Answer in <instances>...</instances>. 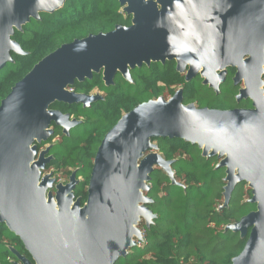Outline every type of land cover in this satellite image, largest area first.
I'll use <instances>...</instances> for the list:
<instances>
[{
  "label": "water",
  "instance_id": "water-1",
  "mask_svg": "<svg viewBox=\"0 0 264 264\" xmlns=\"http://www.w3.org/2000/svg\"><path fill=\"white\" fill-rule=\"evenodd\" d=\"M64 0H0V71L24 55L11 40L14 30L41 12L52 13ZM156 4L160 5V9ZM132 15L128 27L88 35L63 44L37 64L0 103V223L21 241L34 264H116L141 240L137 228L153 218L150 174L154 166L173 180L171 162L151 145L153 139H180L221 159L225 168L224 202L238 183H247L256 211L227 228L241 238L242 251L231 264H264V0H119ZM174 60L186 81L199 75L214 91L227 68L242 82L238 99L251 109H198L183 105L181 91L134 107L104 135L93 160L87 201L72 202L74 173L58 186L55 199L41 178L49 163L48 148L38 146L53 135V124L65 135L80 122L57 110L58 102L84 107L100 99L69 91L75 81L102 73L106 86L115 75L130 80V71L150 63ZM147 153V154H145ZM37 156V157H36ZM36 158V159H35ZM21 264H32L16 253Z\"/></svg>",
  "mask_w": 264,
  "mask_h": 264
},
{
  "label": "trees",
  "instance_id": "trees-1",
  "mask_svg": "<svg viewBox=\"0 0 264 264\" xmlns=\"http://www.w3.org/2000/svg\"><path fill=\"white\" fill-rule=\"evenodd\" d=\"M120 9L118 0H68L55 13L42 14L39 21L30 20L21 31L14 30L11 40L25 54L12 53V62L0 71V103L35 64L61 45L89 34L110 32L115 26H129L130 16L120 13ZM227 71L218 93L203 85L200 76L185 81V74L175 70L174 61L134 68L129 81L117 74L108 86L101 72L89 80L75 81L67 89L84 95L96 92L100 99L87 107L58 102L50 105L49 109L80 123L68 135L52 124V137L40 145L49 144L47 156L51 159L45 170L64 180L74 173L77 184L73 196L84 205L101 140L134 107L158 98L166 101L180 88L183 105L193 104L198 109H251L250 100L236 101L240 87L232 84L235 69ZM151 142L155 143L154 152L171 162L174 182L162 169L154 168L149 190L144 192L153 218L148 226L142 224V243L138 242L142 247L136 243L116 264H231L242 251L248 234L241 238L227 227L256 211V204L249 202L252 195L247 183H238L227 206H223L225 168H216L220 161L217 157L203 156L199 147L180 139ZM16 253L30 258L19 238L0 223V264L16 262Z\"/></svg>",
  "mask_w": 264,
  "mask_h": 264
},
{
  "label": "rangeland",
  "instance_id": "rangeland-1",
  "mask_svg": "<svg viewBox=\"0 0 264 264\" xmlns=\"http://www.w3.org/2000/svg\"><path fill=\"white\" fill-rule=\"evenodd\" d=\"M263 69H264V67H263ZM263 74H264V71H263ZM263 76V75H262ZM240 88H243V84L241 85V87ZM179 89V88H178ZM260 89L263 91V93H264V78H262V84H261V86H260ZM97 93L96 92H92L90 95L91 96H94V95H96ZM72 118H70V120H71ZM75 120V119H74ZM50 129H52L51 127H50ZM58 138H55V140H57ZM155 144V143H154ZM153 143H151V145H154ZM42 150H44V147L42 148H39L38 150H37V156H39V154H40V152L42 151ZM148 153H153V151L152 150H150ZM145 154H147V153H145ZM36 156V157H37ZM36 159V158H35ZM219 160H221V159H219ZM50 173H52V172H48V171H46V170H42L41 171V178L42 177H44V176H47L48 175V177H49V179L50 180H52V183H51V187H49L47 190H46V194H45V197L47 198V196H48V194L52 197V199H55V193H56V191H57V187L58 186H63V185H66L68 182H69V178H68V180H64V178L63 177H61V176H59V175H55L54 173H52V175L50 174ZM248 187V186H247ZM78 200H79V198H77ZM77 199H72V202H76V200ZM79 205H80V208H82V206L83 205H81L80 204V200H79ZM142 221V222H141ZM139 226H137V228L140 230V232H141V241L139 240V241H136L135 240V243H137L138 244V242H140V243H142V237H143V229H142V224H144L145 226H146V224H145V222H144V220L143 219H141L140 221H139ZM138 244V246L140 245L141 247H142V244ZM136 244V245H137ZM128 253H130V251L128 250ZM136 253V252H135ZM139 253V252H138ZM137 254V253H136ZM30 261V260H29Z\"/></svg>",
  "mask_w": 264,
  "mask_h": 264
},
{
  "label": "flooded vegetation",
  "instance_id": "flooded-vegetation-1",
  "mask_svg": "<svg viewBox=\"0 0 264 264\" xmlns=\"http://www.w3.org/2000/svg\"><path fill=\"white\" fill-rule=\"evenodd\" d=\"M67 1H68V0H64V1H62V4L60 5L59 9H61V8L63 7V5H64ZM151 1L155 2L156 0H151ZM118 3H119V0H118ZM156 6H157L158 9H160V5L156 4ZM59 9H58V10H59ZM58 10H56V11H58ZM56 11H54V12H52V13L41 12V13L38 14V19H36L35 21H39V20H40V16H41L42 14H53V13H55ZM120 13H123V14L129 15V14H127V13L123 10V7H122V6H121V9H120ZM129 16H130V25H131V24H132V22H131V21H132V15H129ZM30 20H34V19H30ZM26 24H27V23H26ZM26 24H25V25H26ZM130 25H129V26H130ZM23 26H24V25H23ZM23 26H22V27H23ZM22 27H21V28H22ZM125 27H128V26H125ZM16 31H18V30H16ZM20 31H21V30H20ZM97 34H99V33H97ZM89 35H96V34H89ZM74 40H75V39H74ZM171 61H174V60H171ZM165 62H166V61H165ZM165 62H164V63H165ZM174 62H175V61H174ZM156 63H159V62H156ZM161 64H163V63H161ZM176 66H177V64H176V62H175V70L177 71ZM227 70H228V68L226 69V75H225V78H224V80L220 83V85L226 80L227 73H228ZM177 72H178V71H177ZM186 72H187V70H185L183 73H180V74H185V81H186ZM178 73H179V72H178ZM235 73H236V70H235ZM197 76H199V75H197ZM197 76H195V77H197ZM234 76H235V74H234ZM234 76L232 77V84H233L235 87H241L242 82H239V83H237V84H234V82H233ZM195 77H194V78H195ZM194 78H192V79H194ZM190 80H191V79H190ZM202 84H203V79H202ZM203 85H204V84H203ZM220 85H219V87H220ZM206 86H208V85H206ZM208 87H209V86H208ZM219 87H218V90H217V91H214V90H213L212 88H210V87H209V88L212 89L214 92L218 93V92H219ZM240 89H242V88H240ZM240 89L238 90V94L236 95V101L239 102V101H242V100H250V99H238V100H237ZM68 90H71V89H68ZM178 91H181V92H182V89H180V88L177 89V90L175 91V93L178 92ZM71 92H73V90H71ZM175 93H174V94H175ZM174 94H173V95H174ZM181 95H182V93H181ZM171 97H172V96H171ZM171 97H170V98H171ZM170 98H168V99H170ZM250 101H251V100H250ZM251 106H252V102H251ZM237 109H239V108H237ZM50 127L52 128V125H51ZM51 130L53 131V128H52ZM51 137H52V136H51ZM51 137H50V138H51ZM50 138H49V139H50ZM49 139H48V140H49ZM48 140H47V141H48ZM46 143H47V142H46ZM151 143H152V142H151ZM153 144H154V143H153ZM43 147H44V150H45V149L49 148V144H46V145H44ZM43 147H42V148H43ZM39 148H41L40 145L38 146V149H39ZM154 150H155V149L152 150L153 153H155ZM42 151H43V150H42ZM45 157H48L47 154L45 155ZM50 159H51V157H50ZM49 162H50V161H49ZM45 168H46V166H45ZM154 168H159V167H158V166H154ZM44 170H45V169H44ZM153 170H154V169H153ZM50 174L52 175V173H50ZM144 222H145V221H144ZM150 222H151V221H150ZM145 224H146V223H145ZM146 226H148V225H146ZM17 254L20 255L19 253H17ZM20 256H22V255H20ZM23 257H24V256H23ZM26 259H28V258H26ZM28 260H30V262H31L32 264H34L33 261H32V259H31V257H30ZM13 264H21V262H20V261L18 260V258H17V261L14 262Z\"/></svg>",
  "mask_w": 264,
  "mask_h": 264
},
{
  "label": "built area",
  "instance_id": "built-area-1",
  "mask_svg": "<svg viewBox=\"0 0 264 264\" xmlns=\"http://www.w3.org/2000/svg\"><path fill=\"white\" fill-rule=\"evenodd\" d=\"M69 91H71V90H69Z\"/></svg>",
  "mask_w": 264,
  "mask_h": 264
}]
</instances>
